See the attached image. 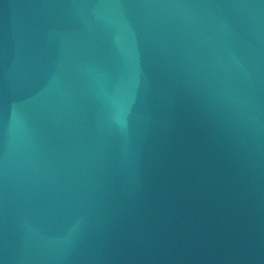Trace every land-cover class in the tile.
I'll list each match as a JSON object with an SVG mask.
<instances>
[{
  "label": "water",
  "instance_id": "95a60500",
  "mask_svg": "<svg viewBox=\"0 0 264 264\" xmlns=\"http://www.w3.org/2000/svg\"><path fill=\"white\" fill-rule=\"evenodd\" d=\"M0 264H264V0H0Z\"/></svg>",
  "mask_w": 264,
  "mask_h": 264
}]
</instances>
